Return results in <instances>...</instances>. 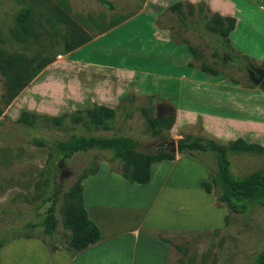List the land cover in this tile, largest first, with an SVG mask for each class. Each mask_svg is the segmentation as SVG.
Here are the masks:
<instances>
[{"label":"rangeland","instance_id":"374dc122","mask_svg":"<svg viewBox=\"0 0 264 264\" xmlns=\"http://www.w3.org/2000/svg\"><path fill=\"white\" fill-rule=\"evenodd\" d=\"M105 1L112 7L98 0H0V50L24 58H51L58 54L52 62L60 61L67 40V24L57 19L55 8H59L69 22L93 38L112 28V24L139 12L147 0ZM232 1L238 10L233 17L236 25L229 34L228 46L204 29L196 8L193 16L178 18L167 7L179 0H159L161 5L169 3L165 8L155 9L151 4L147 5L149 8L152 6L150 11L155 13L157 26L194 53L190 54L187 49L188 65L195 67L196 82L194 86L190 83L188 97L183 87L177 107L165 100L159 101L156 96L128 93L119 101L112 102L115 114L105 131L85 128L81 123L72 124L67 118L62 119L59 125L39 120L33 127L16 124L22 111L52 118L63 113L83 112L90 108L93 100L99 101L100 93L83 95L79 89L64 88L61 77H65L66 69L47 65L43 68L46 80L42 83L35 78L3 109L0 115V241L28 233L38 237L12 240L21 249L6 250L2 256L5 264H41L31 263L30 252L28 255L26 249L22 251L28 245H20V242L25 244L26 240H31L28 244L32 246L40 243L48 253L51 243L63 244L68 231L62 227L59 207L69 188L81 174L91 172L94 167L102 166L109 171L111 168L119 169L117 162H109L108 154L100 151L77 154L58 168L55 153L45 146L35 145L34 139L42 138L51 143L71 133L102 137L121 135L132 138L139 151L152 152L158 148L167 151L170 141L176 142L184 136L207 139L219 145L240 138L264 150V93L255 84L258 73H264V0ZM23 27L28 31H24ZM146 37L144 26L137 24L121 28L92 44L99 50L92 58L122 68H148L153 73L158 72L160 66L157 64L141 65L142 49L137 43L146 41ZM225 53L229 58L223 56ZM201 65L213 69L217 75L203 73ZM86 75L88 85L92 80H98L100 84H116L117 79H125L124 83L128 79L127 76L122 79L93 70ZM3 92L0 75V97ZM164 115H173L171 127L161 128L153 134L147 118ZM177 155L174 153V159L182 156ZM195 156L197 159L188 157L205 170L206 180L201 182H209L210 155ZM229 164L231 173L238 177L264 168V154L235 155ZM162 167L167 169L170 165L163 164ZM175 167L173 179L160 186L161 197L155 203H152L153 197L149 200V194L139 197L142 199L130 195L121 197L124 214L131 216L126 227L145 221L139 238H133L131 233H112L115 236L113 241L103 243L83 261L77 260L72 264H163L162 256L153 251L157 244L149 240V232L154 229L161 230L171 243L170 246L166 244L169 248L167 264H248L264 248V208H256L243 217L232 214L216 202L213 191L208 198L196 196L199 192L193 183L196 178L193 167L180 164ZM104 181V178L93 176L88 179L83 186L84 205L101 208L107 217L119 220V203L115 206L116 216L112 214L113 210L108 212L107 200L116 193L121 182H116L119 185L113 191L115 182L108 185ZM174 181L176 187L173 192ZM188 191L195 192V197L188 196ZM48 198L56 201L54 216L57 225L53 238L44 234L40 227L50 204L49 200L46 201ZM209 206L212 209L210 228L169 237V232L189 223L195 224L198 217L206 215L203 212ZM28 223L33 227H27ZM120 227L118 225L116 230ZM161 236L157 235L156 240L159 241ZM12 241L9 240L0 249L6 248Z\"/></svg>","mask_w":264,"mask_h":264},{"label":"trees","instance_id":"16d2710c","mask_svg":"<svg viewBox=\"0 0 264 264\" xmlns=\"http://www.w3.org/2000/svg\"><path fill=\"white\" fill-rule=\"evenodd\" d=\"M101 4L112 7V4L105 0H98ZM200 16L204 29L212 35L218 36L225 46L229 45L228 37L235 26V19L232 17H221L215 13H210L203 2L192 5L187 2H175L167 7L168 11L178 18L191 17L194 11ZM57 19L67 27V40L64 43L66 54L79 46L87 43L91 38L86 35L79 27L68 21L65 14L55 8ZM206 15V16H205ZM123 21V20H122ZM116 22L111 27L120 22ZM24 31H28L27 28ZM103 32H106L104 30ZM102 32V33H103ZM190 54L193 51L187 48ZM62 54V55H63ZM58 54L51 58H24L20 55H9L0 50V75L4 86V92L0 97V115L5 107L30 83L33 79L50 64ZM60 55V54H59ZM229 58L228 54L223 55ZM203 73L214 76L217 73L201 65ZM259 88L264 93V78L259 83ZM115 110L101 105H92L83 112L75 111L73 114L63 113L58 117L48 118L28 111H22L15 123L18 125L33 127L36 122L49 121L53 125H59L62 119L67 118L70 123H81L83 127H93L95 129L107 130L114 118ZM173 115L162 116L159 118H147L149 128L153 134H157L161 128L169 129L173 123ZM33 143L37 146L47 147L51 153H55L57 163L65 165L67 161L74 158L77 154L90 151L104 152L108 154L109 162H117L119 169H112L113 173L121 176L125 181L132 184L144 185L149 182V167L151 164L161 161H172L174 154L165 150H155L152 152H142L137 149L136 142L127 136L115 135L110 137L102 136H82L75 133L67 135L63 139L55 140L51 143L42 138L34 139ZM176 154L187 155L196 158V154H208L211 158L210 181L201 182L200 187L205 194L211 191L215 194L216 202L222 204L230 213L238 216H246L256 208H264V168L254 170L250 173L234 176L230 171V160L232 156L243 154L263 155L264 150L255 144H247L242 139L237 138L228 142L226 145H219L210 140L184 136L175 142ZM197 159V158H196ZM199 160V159H198ZM96 167L89 173H84L74 182L64 196V200L59 207L62 227L68 231L65 242L51 243L48 247L49 253H55L66 246L75 250H81L97 242L100 234L97 227L87 218L82 206L81 181L88 175L96 172ZM49 206L46 208L45 217L40 222L42 232L49 238H53L54 230L57 225L54 216L56 201L48 198ZM44 201V202H46ZM33 227L32 224H26ZM18 238H38L28 233L21 236H13L8 240L0 241V248ZM159 241L171 245L165 239L158 237ZM42 240V239H41ZM44 243V242H43ZM248 264H264V248L257 252Z\"/></svg>","mask_w":264,"mask_h":264},{"label":"crops","instance_id":"0c3cea01","mask_svg":"<svg viewBox=\"0 0 264 264\" xmlns=\"http://www.w3.org/2000/svg\"><path fill=\"white\" fill-rule=\"evenodd\" d=\"M154 1L155 3L153 4V0H147L142 6V8L139 10V12H137L136 14H133L129 18L123 20L122 22L110 28L106 32H103L91 38V40H89L87 43L79 46L71 52L61 55L60 61H54L52 62L53 64H48L53 67L60 66V68H62L63 70L66 69L65 77H61V82L63 83L62 86L70 90L75 88L79 89V92L81 91L83 95H85L84 93H87L94 96L99 95L100 93L99 101L93 100L90 107L92 105H101L112 109V102L117 99L119 101L128 93L134 94L136 96L138 94L146 96H156L159 101L165 100L173 104V106L175 105V107L179 105L178 103L180 97L182 96L181 90L183 89V87L185 89L184 94L188 97L190 94V83L192 86H194L196 82L195 67H191L190 65H188L190 63V59L188 56L187 49L182 45V43L175 41L164 30H161L157 26L154 16L155 13H153V11H150V8L152 6H154L155 9L159 7L165 8L169 5V3H163L161 5L159 0ZM179 2H187L192 5H195L199 2H203L210 13H215L221 17L233 18L234 14L238 10L232 0H179ZM149 4L152 5L150 8L147 7V5ZM138 19L139 21H137ZM137 24L144 26L147 32L146 41L142 40L140 41V44L137 43V45L140 46L142 49L141 57L143 58L141 60V65H143L144 67L145 65L157 64L158 66H160L158 69L159 73H153L148 68H141V70L134 68H122L116 64L101 63L92 58V56L97 51H99L96 47L92 45L94 42L105 38L116 30L125 27L128 28L129 25L137 26ZM111 54L113 55V53H109V55ZM92 70L105 72L111 75L112 77L120 76L122 78L127 76L128 79L126 80V83H124V78H122L124 79L123 81L117 79L118 83L116 84H100L98 80L91 79V85H88L86 83V81L88 80L86 73ZM44 74L45 72L43 70L35 78H37V80L40 79L43 83L46 80L43 78V76H45ZM176 156L178 155L176 154ZM188 163L194 165L195 167L189 165ZM163 164H169L170 167H167V169H165L162 167ZM177 164L188 167L190 166L195 169L194 171L196 178L194 179L193 183L194 186H197L198 192L200 193H197L196 196L200 195L203 198H208V194H205L199 186V182L206 180L204 178L205 170L198 163H196L186 155H182L181 157L173 159L172 161H161L159 163L151 164L149 167L150 179L149 182L144 185L128 183L118 174L112 173L105 167L99 166L93 175H88L81 181L82 206L87 218L97 227L100 234L99 240L81 250H75L63 246L61 250L52 254H49L40 243H37L39 244L37 246H32L28 244L31 240H26L25 244H22L20 242V245H28L27 247H24L22 251L26 249L28 255L30 252L32 257L31 263L34 261L39 262L41 264H72L75 263L77 260L83 261V259L88 254L90 255L96 248H99V246L103 243L113 241L115 236L112 233H131L134 236L133 238H139V231L141 227L144 226L145 221H140L135 226L133 225L126 227V223L129 222L131 216L127 213L124 214V210L120 203L121 197H123L124 195H130L133 197H137L138 199H142L139 197H143L144 195L149 194V200L151 197H153L152 203H155L161 197L162 189L160 186L163 183L169 181L170 179H173L174 176L172 175L174 174L176 168L175 166ZM176 171H178V169ZM91 176H93V178H104V182H106L108 185L115 182L113 191L117 190L116 187H118L117 185H119L116 184V182H121V185H119L116 193L109 197L107 200L108 212L111 213L113 210L114 213L112 214H115V206L119 203V211L121 214L119 216V220L115 219V217L114 219H110L105 214H103L101 208H97L95 206L87 207L86 205H84L85 196L83 192V186L86 182H88V179ZM160 176L161 178L158 179V177ZM174 187H176L175 181L172 183L171 191L174 190ZM187 195H192L193 197H195V192L188 191ZM203 213L206 215L198 217L195 221V224L193 222L192 224L189 223L183 227H180L179 229H175L172 232H169L171 233L169 237L186 235L193 233L196 230L210 228L212 214V209L210 208V206L204 209ZM148 214L149 212L147 213V215ZM115 215L117 216V214ZM216 218H218V222H220L219 217ZM204 221H206V223ZM118 225L121 227L119 230H116ZM160 231L161 230L159 229L151 230L149 232V235L151 236L149 240H152V242H155L157 244V246H155L156 248L153 247V251L155 254L157 252L162 256L163 264H167L169 257V248L165 243L156 240L157 235H162ZM161 237H165V239H167L166 235H162ZM21 239L22 238L17 240L20 241ZM17 244L18 243L16 241H12L6 248L0 249V264H5V261L3 260L2 256L6 250L7 252H10L13 249H21V246L19 245L20 247H17ZM30 246H32V248H30Z\"/></svg>","mask_w":264,"mask_h":264},{"label":"water","instance_id":"95a60500","mask_svg":"<svg viewBox=\"0 0 264 264\" xmlns=\"http://www.w3.org/2000/svg\"><path fill=\"white\" fill-rule=\"evenodd\" d=\"M257 76L258 77H257V79L255 81V84L256 85H259V83L261 82V80L264 78V73H258ZM167 145L170 147L169 150H167L169 153H172V154L176 153L175 141L172 140ZM159 150H163V148H160ZM57 167L58 168H62L63 166L60 165V164H58Z\"/></svg>","mask_w":264,"mask_h":264},{"label":"flooded vegetation","instance_id":"af4514ba","mask_svg":"<svg viewBox=\"0 0 264 264\" xmlns=\"http://www.w3.org/2000/svg\"><path fill=\"white\" fill-rule=\"evenodd\" d=\"M158 149H160V148H158Z\"/></svg>","mask_w":264,"mask_h":264},{"label":"bare ground","instance_id":"6f19581e","mask_svg":"<svg viewBox=\"0 0 264 264\" xmlns=\"http://www.w3.org/2000/svg\"><path fill=\"white\" fill-rule=\"evenodd\" d=\"M237 30V29H236Z\"/></svg>","mask_w":264,"mask_h":264}]
</instances>
